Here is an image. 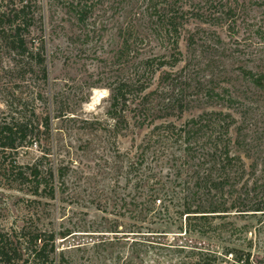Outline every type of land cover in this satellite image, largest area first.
Here are the masks:
<instances>
[{
  "label": "rangeland",
  "instance_id": "rangeland-1",
  "mask_svg": "<svg viewBox=\"0 0 264 264\" xmlns=\"http://www.w3.org/2000/svg\"><path fill=\"white\" fill-rule=\"evenodd\" d=\"M19 1L0 0V12ZM92 1L93 36L84 40L56 0H32L28 39L44 47L47 83L14 69L0 42V121L19 113L9 106L17 90L26 112L50 124L16 150L0 149V235L25 227L47 241L54 231L55 264H194L208 255L213 264H242L235 254L247 253L257 262L264 257V0ZM173 16L180 53L169 32ZM122 30L136 51L121 59ZM160 60L166 64L158 67ZM122 81L134 83L124 104L113 95ZM210 111L235 119L223 133L231 165L219 166L212 154V127L181 134ZM12 164L38 165V193L29 179H4Z\"/></svg>",
  "mask_w": 264,
  "mask_h": 264
},
{
  "label": "trees",
  "instance_id": "trees-1",
  "mask_svg": "<svg viewBox=\"0 0 264 264\" xmlns=\"http://www.w3.org/2000/svg\"><path fill=\"white\" fill-rule=\"evenodd\" d=\"M68 13L72 15L77 21L78 26L81 27V34L78 35L82 39L92 38L93 30L89 23V18L94 9V2L92 0H56ZM32 0H20L19 5L9 9V12H0V42L1 44L12 54V67L17 70L31 71L32 74H38L44 83L48 81V72L44 65L43 57V45L31 47L28 39L30 28L33 25L31 15ZM181 23L177 20V16L170 17L169 27L170 34L173 36L172 44L174 49L180 53L179 50V26ZM121 45L118 50V56L122 59L127 54L136 51L135 43L130 38V32L122 30L121 32ZM177 60V59H176ZM166 64V61L160 60L158 67ZM24 73V74H25ZM167 80H170L171 73L167 72ZM32 76V75H31ZM134 83L128 81H122L113 89V95L116 102L122 104L127 102L128 88L133 86ZM42 98V94H39ZM22 98L17 90L9 95L10 108L18 109L19 113L12 114V117L8 121H0V149L2 150H16L27 138L35 137L40 128L43 125L45 129H49V118L46 117L42 123L36 111L32 113L26 112V103L21 102ZM23 101V100H22ZM165 102L168 104L172 102V94H169ZM139 109L148 112L142 105ZM182 105L180 110L184 108ZM234 117L230 113H224L223 111H210L203 115H200L197 119H191V125L185 127L182 135L190 133V129L193 130L196 125L199 128L212 127L216 133V146L212 154L217 159L219 166H228L232 164V161L236 158L230 154L229 141L230 137L223 139V133L227 136L230 132V127L234 121ZM196 130V129H195ZM222 142V143H219ZM36 144V143H35ZM10 167V168H9ZM4 169L3 176L5 180H13L15 182L29 181L36 188V193L39 192L40 185L43 184V178L41 177V169L38 165L29 167L28 170L23 167H18L16 164L10 165ZM59 178H63V169L58 171ZM50 181L52 182L54 177V171L48 172ZM44 182V188L49 189L51 198L54 197V186ZM264 203V202H263ZM264 208V207H262ZM217 212L219 207L215 208ZM255 210H261L257 208ZM264 210V209H262ZM224 211V210H223ZM20 235H0V264H55V261L49 257V252L55 250L54 237L55 232L52 231L48 236L47 241H42L43 234L41 231L33 232L26 231L25 227L20 230ZM51 246L49 248V243ZM234 254L236 251H232ZM230 252V254H233ZM239 252V251H238ZM235 260L241 261L242 264H264V257L257 259V262L252 261L251 253H247L245 257H239L235 254ZM216 259V257H215ZM210 255L199 259L194 264H213Z\"/></svg>",
  "mask_w": 264,
  "mask_h": 264
}]
</instances>
